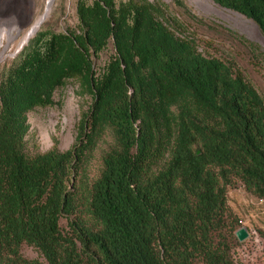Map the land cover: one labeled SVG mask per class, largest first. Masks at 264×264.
I'll list each match as a JSON object with an SVG mask.
<instances>
[{
  "label": "trees",
  "instance_id": "obj_1",
  "mask_svg": "<svg viewBox=\"0 0 264 264\" xmlns=\"http://www.w3.org/2000/svg\"><path fill=\"white\" fill-rule=\"evenodd\" d=\"M213 2L264 36V0ZM168 10L77 0L74 31L43 27L0 67V264H239L228 192L264 200V99ZM70 80L90 99L74 145L29 152L28 115Z\"/></svg>",
  "mask_w": 264,
  "mask_h": 264
},
{
  "label": "rangeland",
  "instance_id": "obj_2",
  "mask_svg": "<svg viewBox=\"0 0 264 264\" xmlns=\"http://www.w3.org/2000/svg\"><path fill=\"white\" fill-rule=\"evenodd\" d=\"M145 1L169 7L161 22L171 32L181 39H192L202 56L230 64L233 71L264 99V36L252 21L220 8L213 0H179L182 7L174 4V0ZM32 2V7L29 0L10 1L7 4L0 2V33L15 29L10 40L6 37L3 40L0 67L7 65L20 52L28 41L31 29L41 19L44 21L38 30L44 27L62 33L74 31L77 27V0H55L48 13L49 0ZM171 18L178 20L181 29L173 25ZM108 50L95 61L96 68H102L107 62L111 46ZM80 92L76 80L67 81L55 92L53 106L36 109L28 115L29 130L25 142L29 152L43 154L53 148L66 152L74 145L81 114L90 105L89 97ZM228 204L238 215L242 227L258 231L264 241V204H256L255 198L242 188L228 192ZM22 253L28 259H39L31 248H23ZM256 261L252 264H264V260Z\"/></svg>",
  "mask_w": 264,
  "mask_h": 264
},
{
  "label": "built area",
  "instance_id": "obj_3",
  "mask_svg": "<svg viewBox=\"0 0 264 264\" xmlns=\"http://www.w3.org/2000/svg\"><path fill=\"white\" fill-rule=\"evenodd\" d=\"M257 204H264L263 199H256ZM248 239L235 250L234 259L239 264H252L264 260V241L256 230L247 229Z\"/></svg>",
  "mask_w": 264,
  "mask_h": 264
},
{
  "label": "bare ground",
  "instance_id": "obj_4",
  "mask_svg": "<svg viewBox=\"0 0 264 264\" xmlns=\"http://www.w3.org/2000/svg\"><path fill=\"white\" fill-rule=\"evenodd\" d=\"M14 2V3H16V2H18V0H0V2L1 3H4V4H7V3H9V2ZM30 1V3H31V7H32V0H29ZM54 1L55 0H49V2H48V8H46L47 9V11H46V13H48L49 12V9H50V6H52L53 5V3H54ZM29 11H30V8H29ZM43 21H44V19H43ZM38 24H39V22L35 25V27H34V29H36L37 28V26H38ZM15 30V29H14ZM14 30H9V31H4V32H2V34L0 33V48L3 46V40H5V37L8 39V40H10L13 36H12V33H13V31ZM7 40V41H8ZM2 58V54H0V59Z\"/></svg>",
  "mask_w": 264,
  "mask_h": 264
},
{
  "label": "water",
  "instance_id": "obj_5",
  "mask_svg": "<svg viewBox=\"0 0 264 264\" xmlns=\"http://www.w3.org/2000/svg\"><path fill=\"white\" fill-rule=\"evenodd\" d=\"M43 22V19H41V21L39 22L38 26L36 29L32 28L28 37H27V40L30 38V36H32L37 30L38 28L41 26ZM235 237L236 239L238 240V242L241 244L243 242H245L247 239H248V232H247V229L246 228H240L236 233H235Z\"/></svg>",
  "mask_w": 264,
  "mask_h": 264
},
{
  "label": "crops",
  "instance_id": "obj_6",
  "mask_svg": "<svg viewBox=\"0 0 264 264\" xmlns=\"http://www.w3.org/2000/svg\"><path fill=\"white\" fill-rule=\"evenodd\" d=\"M237 204H239L238 206L240 207V205H241L240 202H238ZM256 204H257V203H256ZM259 205H261V204H259Z\"/></svg>",
  "mask_w": 264,
  "mask_h": 264
}]
</instances>
